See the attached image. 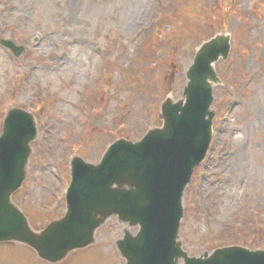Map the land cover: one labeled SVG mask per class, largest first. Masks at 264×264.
Here are the masks:
<instances>
[{
    "label": "rangeland",
    "instance_id": "1",
    "mask_svg": "<svg viewBox=\"0 0 264 264\" xmlns=\"http://www.w3.org/2000/svg\"><path fill=\"white\" fill-rule=\"evenodd\" d=\"M219 29L232 49L216 64L213 139L185 189L180 232L190 254L264 248V0H0V125L21 107L39 131L16 197L27 213H63L71 156L98 162L116 138L157 125L162 99L181 96L195 46ZM119 232L110 220L98 233L104 264L119 261ZM0 264L39 263L0 246Z\"/></svg>",
    "mask_w": 264,
    "mask_h": 264
},
{
    "label": "water",
    "instance_id": "2",
    "mask_svg": "<svg viewBox=\"0 0 264 264\" xmlns=\"http://www.w3.org/2000/svg\"><path fill=\"white\" fill-rule=\"evenodd\" d=\"M1 42L16 56L23 51L10 40ZM229 50L230 34L224 31L196 48L181 97L163 99L160 124L140 141L118 138L96 164L73 157L66 211L40 227L32 226L12 199L26 177L35 120L29 111L9 108L0 133V243L26 245L57 263L92 245L98 228L117 216L139 228L117 241L125 264H179L181 258L184 264H264V249L241 245L189 256L179 235L184 189L211 141L215 110L210 105L220 82L215 63Z\"/></svg>",
    "mask_w": 264,
    "mask_h": 264
},
{
    "label": "flooded vegetation",
    "instance_id": "3",
    "mask_svg": "<svg viewBox=\"0 0 264 264\" xmlns=\"http://www.w3.org/2000/svg\"><path fill=\"white\" fill-rule=\"evenodd\" d=\"M4 247H8L10 249L15 250L16 252L22 251V250H26L25 248L22 247H18V246H4ZM97 249H89L87 251H84L80 254H78L77 256H75L73 259L63 263V264H104V259L105 256L103 255L102 252L97 251ZM39 264H47L45 262L42 261H38Z\"/></svg>",
    "mask_w": 264,
    "mask_h": 264
},
{
    "label": "bare ground",
    "instance_id": "4",
    "mask_svg": "<svg viewBox=\"0 0 264 264\" xmlns=\"http://www.w3.org/2000/svg\"><path fill=\"white\" fill-rule=\"evenodd\" d=\"M60 61V60H59Z\"/></svg>",
    "mask_w": 264,
    "mask_h": 264
}]
</instances>
